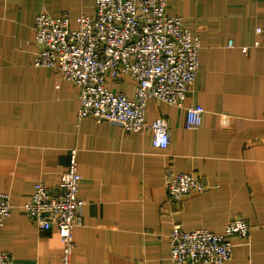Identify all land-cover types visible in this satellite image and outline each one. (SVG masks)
<instances>
[{"label": "crops", "instance_id": "obj_1", "mask_svg": "<svg viewBox=\"0 0 264 264\" xmlns=\"http://www.w3.org/2000/svg\"><path fill=\"white\" fill-rule=\"evenodd\" d=\"M93 12V0H0V192L12 206L0 251L15 264L61 263L56 228L36 227L21 205L37 182L57 186L75 150L84 204L71 264H173L174 224L221 234L235 219L248 223L249 237H231L233 254L223 264H264V0H166V13L180 16L201 48L182 108L146 106V123H167L164 150L149 132L78 119V88L33 66L38 14H67L74 24ZM106 87L134 96L130 78ZM195 105L204 109L201 124L186 129L185 108ZM166 173L195 174L206 190L173 201Z\"/></svg>", "mask_w": 264, "mask_h": 264}, {"label": "built area", "instance_id": "obj_2", "mask_svg": "<svg viewBox=\"0 0 264 264\" xmlns=\"http://www.w3.org/2000/svg\"><path fill=\"white\" fill-rule=\"evenodd\" d=\"M94 12L81 14L74 24L67 14L35 18L33 66L59 72L60 78L78 90V119L91 117L119 126L124 132H149L153 147L164 150L170 141L166 121H145L146 106L156 100L182 108L199 70L200 41L180 16L166 13V0H93ZM230 44V42H229ZM130 78L134 96L106 87V83ZM200 105L185 108L184 128L201 124ZM81 176L76 151L71 150L67 167L56 187L34 185L21 211L42 230L55 227L62 244L60 264H71L75 247L73 230L81 223L84 202L78 197ZM163 187L173 201L201 193L206 185L190 173H166ZM10 196L0 192V226L11 213ZM242 219L230 221L223 233L207 229L184 230L174 224L168 234L173 264H223L230 260L232 236L249 237ZM0 264H15L8 251H0Z\"/></svg>", "mask_w": 264, "mask_h": 264}]
</instances>
